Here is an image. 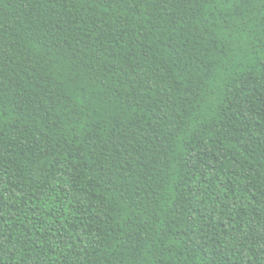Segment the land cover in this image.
<instances>
[{"label": "trees", "instance_id": "1", "mask_svg": "<svg viewBox=\"0 0 264 264\" xmlns=\"http://www.w3.org/2000/svg\"><path fill=\"white\" fill-rule=\"evenodd\" d=\"M0 264H264V0H0Z\"/></svg>", "mask_w": 264, "mask_h": 264}]
</instances>
